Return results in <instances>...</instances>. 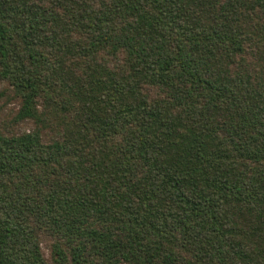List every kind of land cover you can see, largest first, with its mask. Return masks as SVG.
I'll list each match as a JSON object with an SVG mask.
<instances>
[{"label":"trees","instance_id":"trees-1","mask_svg":"<svg viewBox=\"0 0 264 264\" xmlns=\"http://www.w3.org/2000/svg\"><path fill=\"white\" fill-rule=\"evenodd\" d=\"M0 264H264V0H0Z\"/></svg>","mask_w":264,"mask_h":264}]
</instances>
